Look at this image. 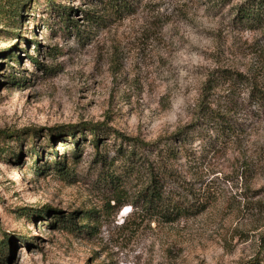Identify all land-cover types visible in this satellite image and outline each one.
I'll use <instances>...</instances> for the list:
<instances>
[{"label":"rangeland","instance_id":"obj_1","mask_svg":"<svg viewBox=\"0 0 264 264\" xmlns=\"http://www.w3.org/2000/svg\"><path fill=\"white\" fill-rule=\"evenodd\" d=\"M260 95L264 0H0V264H264Z\"/></svg>","mask_w":264,"mask_h":264},{"label":"trees","instance_id":"obj_2","mask_svg":"<svg viewBox=\"0 0 264 264\" xmlns=\"http://www.w3.org/2000/svg\"><path fill=\"white\" fill-rule=\"evenodd\" d=\"M11 13L13 14L14 17L18 16L17 13H16V11H11ZM259 97H264V96H261L260 95ZM263 102L264 101L262 100L261 101V104H263ZM207 116H208L207 119H209V122H211V121H213L215 119H220L221 117H222L221 119H224L223 116L217 115V114H212L210 112L207 113ZM88 126L89 125H81L80 127H78V126H71V127H67V128H64V129L66 130L65 131L66 133H69L70 134L69 136L76 134V132H73L74 129L75 130H78V132L80 134H83L85 131H90L95 136V139L98 138V132L104 129V128L100 127V126H89V127ZM132 141H134V140H132ZM75 155L78 156V150L76 151ZM57 164H58V166H60L59 167L60 170H63L64 164L62 162H58ZM157 191H158V189H157V186H156V179L153 177V179H151L150 186H148L146 188V190L144 191V193H143V199H144L145 207L148 208L149 210L151 209V210H156L157 211L158 210V203L159 202H161V205L162 206H163V204H165L164 203V198H163L162 194H158ZM161 210L163 212L164 211L165 212L166 211H169V210H167V208H164V209L161 208Z\"/></svg>","mask_w":264,"mask_h":264}]
</instances>
